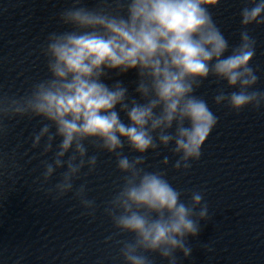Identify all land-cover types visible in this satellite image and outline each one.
Returning <instances> with one entry per match:
<instances>
[{"label":"clouds","instance_id":"1","mask_svg":"<svg viewBox=\"0 0 264 264\" xmlns=\"http://www.w3.org/2000/svg\"><path fill=\"white\" fill-rule=\"evenodd\" d=\"M221 2L70 0L58 16L63 30L50 32L41 47L47 75L20 92L0 88V209L38 162L31 169L37 191L53 201L71 195L94 216L87 183L76 182L85 168L95 171L99 153H108L123 179L104 214L116 233L131 237L116 241L123 264H153V255L166 264L191 261L192 241L211 220L205 193L175 187L166 172L148 170L146 157L171 147L175 170L185 173L201 159L219 123L197 95L209 79L226 85L214 96L216 106L236 113L264 107L248 31L264 26V0H242L235 46L211 11ZM129 74L133 91L123 79ZM26 121L38 124L27 139L10 143L15 126ZM126 147L135 155L125 154ZM163 164L169 165L167 156ZM201 247L214 252L212 243Z\"/></svg>","mask_w":264,"mask_h":264},{"label":"water","instance_id":"2","mask_svg":"<svg viewBox=\"0 0 264 264\" xmlns=\"http://www.w3.org/2000/svg\"><path fill=\"white\" fill-rule=\"evenodd\" d=\"M96 0H87L93 6ZM70 0H0V88L10 92L26 90L30 82L47 75L46 59L41 47L48 34L63 30L59 12ZM242 0H222L212 9L215 22L230 45L240 42V9ZM256 41L252 67L257 69L264 90V26L248 29ZM113 74L112 79H118ZM130 91L134 90V74L124 77ZM111 83V81H108ZM223 82L206 81L197 91L219 117V123L202 151L201 159L192 162L185 173L174 168L177 157L171 147L159 153L149 152V171H164L173 185L182 191H204L211 220L202 224L199 240L192 241L191 261L180 258V264H264V107L240 113L227 106H216L214 96ZM37 121L15 126L9 141L28 138ZM95 149L89 148V155ZM125 154L130 157L127 147ZM169 158L167 167L164 157ZM24 173L17 190L10 194L0 209V264H123L117 240L131 237L116 233L111 219L104 214L105 205L122 184V174L115 157L98 154L95 171L76 182L87 183L88 197L94 199L97 211L87 215L71 195L53 201L33 185L36 167ZM109 236L112 242L106 243ZM212 243L214 252L201 245ZM153 264H166L158 255L150 257Z\"/></svg>","mask_w":264,"mask_h":264}]
</instances>
